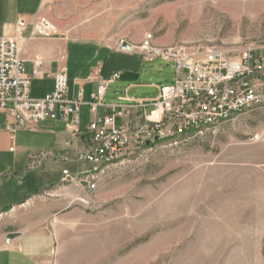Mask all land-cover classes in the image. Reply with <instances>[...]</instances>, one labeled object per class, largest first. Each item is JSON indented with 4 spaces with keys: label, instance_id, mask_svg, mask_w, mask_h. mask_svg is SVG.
I'll return each instance as SVG.
<instances>
[{
    "label": "rangeland",
    "instance_id": "1",
    "mask_svg": "<svg viewBox=\"0 0 264 264\" xmlns=\"http://www.w3.org/2000/svg\"><path fill=\"white\" fill-rule=\"evenodd\" d=\"M139 1L116 31L118 49L127 43L130 50L122 51L134 47V53L108 60L120 79L107 88L106 103L118 104L129 84L137 86L130 96L148 101L157 97V87L174 82L172 64L141 59L147 33L155 46L200 60L207 51L264 54V0ZM120 64L135 75L123 74ZM4 123L0 115L3 161L21 156L9 153L12 142L29 155L51 149L52 140L34 128H18L11 141L1 131ZM71 135L76 140L42 160L49 175L43 184L21 196L16 190L13 204L0 206V248L27 247L39 264H264V108L215 134L132 148L94 176L96 189L88 196L79 182L90 169L79 155L87 143ZM42 154L27 156L19 169L0 171V180L9 172L27 176L38 170ZM63 172L76 179L62 181ZM8 185L16 189L18 181Z\"/></svg>",
    "mask_w": 264,
    "mask_h": 264
},
{
    "label": "built area",
    "instance_id": "2",
    "mask_svg": "<svg viewBox=\"0 0 264 264\" xmlns=\"http://www.w3.org/2000/svg\"><path fill=\"white\" fill-rule=\"evenodd\" d=\"M15 29L18 39H23L26 21L18 20ZM30 33L39 37L59 35L46 18L37 19ZM153 41L152 34L144 36L139 49L141 59L145 62L159 59L172 64L174 82L157 87L158 95L154 100L134 101L128 98L126 91L116 105H103L102 100L109 85L120 79V74H112L100 83L89 107L94 112L101 106L110 113L90 122L87 138H79L87 143L79 149V155L90 165L88 172L80 176L84 181H79L85 183L82 191L86 196L96 189L94 176L132 148L215 134L223 124L264 108V54L258 56L246 51L239 57H229L222 52L207 51L200 60L184 50L157 47ZM40 66L37 62L36 67ZM36 76L34 72L32 77ZM46 77L51 75L46 74ZM30 81L19 58L16 41L0 38V112L13 120L9 131L13 134L18 128L48 119L63 120L79 137L80 100L68 99L67 74L62 71L54 76V90L43 99L30 97ZM148 107H151L149 113L146 112ZM62 175V181L76 179L67 172Z\"/></svg>",
    "mask_w": 264,
    "mask_h": 264
},
{
    "label": "crops",
    "instance_id": "3",
    "mask_svg": "<svg viewBox=\"0 0 264 264\" xmlns=\"http://www.w3.org/2000/svg\"><path fill=\"white\" fill-rule=\"evenodd\" d=\"M139 3V0H132L131 3L129 0H0V38H11L16 41L25 74L31 77L30 97L43 99L52 93L55 84L54 76L64 71L68 78V99L80 100L79 130L81 134L79 138H87L86 130L90 122L110 113L108 109L101 106L93 112L89 103L100 83L117 73L107 66L111 55L134 53V47L131 52L118 49L120 41L116 31L120 30L124 23L122 20L131 9L134 11L138 8ZM39 18H47L61 36L31 35V26ZM21 19L26 21L27 29L24 38L18 39L15 28L18 20ZM110 20L115 22L111 23ZM37 62L41 63L39 68L36 67ZM118 67L127 76L135 75V71L131 70L128 64H120ZM34 72L37 73L35 78L32 77ZM46 74L51 77L47 78ZM69 85L73 88L72 91L69 90ZM135 87H137L135 84H129L124 92L127 91V96L131 100L142 101L129 95L130 90ZM79 92L81 96H78ZM118 94L114 92L115 96ZM105 98L106 94L102 100L103 105H116L106 103ZM0 115L5 119L2 133L9 135L10 140L14 141L17 130L12 134L8 129V126L13 124L12 118L5 112H0ZM47 121L49 124H46L45 128H41L44 124L41 125L40 122L25 128H34L36 133L49 137L52 140L49 145H52L51 149L35 150L34 154L29 155L25 146L14 147L12 142L8 148L9 153L21 154V156L9 162L0 158V171L4 173V169L11 168L14 171L22 167L27 156L36 157L38 153H44L38 162V170L30 172L27 176H18L16 171L2 175L0 206L3 208L13 204L14 198L10 195L16 190H18L16 194L21 196L22 193L32 191L43 184L49 175L43 172L46 167L42 160L54 150L76 140L71 135L73 128L68 122L49 119ZM41 122L44 123V121ZM52 169L58 170V167ZM15 180L18 181L16 189L9 190L8 182H15ZM37 258L27 247H21V245L0 248V264H39Z\"/></svg>",
    "mask_w": 264,
    "mask_h": 264
},
{
    "label": "water",
    "instance_id": "4",
    "mask_svg": "<svg viewBox=\"0 0 264 264\" xmlns=\"http://www.w3.org/2000/svg\"><path fill=\"white\" fill-rule=\"evenodd\" d=\"M130 48H131L130 45L127 43H123L121 46L122 50H130ZM154 140L156 141L157 139L155 138Z\"/></svg>",
    "mask_w": 264,
    "mask_h": 264
}]
</instances>
